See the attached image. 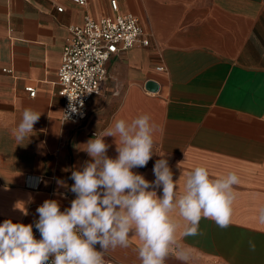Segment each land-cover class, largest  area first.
<instances>
[{
	"label": "crops",
	"instance_id": "crops-1",
	"mask_svg": "<svg viewBox=\"0 0 264 264\" xmlns=\"http://www.w3.org/2000/svg\"><path fill=\"white\" fill-rule=\"evenodd\" d=\"M111 1L0 0V223L33 224L46 199L57 200L61 211L70 207L71 173L90 160L83 145L114 117L130 122L147 114L164 131L155 134L147 166L134 172L154 181V164L165 156L180 193L198 166L214 178H240L228 228L201 219L202 234L184 236L185 222L173 213L178 248L166 264H180L178 251L191 254L190 264H264V224L257 222L264 207V0H117V12ZM117 13L138 17L150 44L114 54L86 118L64 121L58 78L71 28ZM149 81L158 89H147ZM25 108L41 115L17 145L12 130ZM105 141L115 158L114 138ZM138 246L133 237L104 258L140 264Z\"/></svg>",
	"mask_w": 264,
	"mask_h": 264
},
{
	"label": "clouds",
	"instance_id": "clouds-1",
	"mask_svg": "<svg viewBox=\"0 0 264 264\" xmlns=\"http://www.w3.org/2000/svg\"><path fill=\"white\" fill-rule=\"evenodd\" d=\"M68 97L65 120L78 112L77 97ZM79 103L82 108L83 101ZM40 115L31 108L23 110L12 130L17 145L29 139ZM163 131L147 114L130 122L114 117L82 147L90 160L71 173L74 183L70 191L75 198L70 207L61 211L55 199H46L37 207L39 218L34 227L40 239L34 236L33 224L11 219L0 223V264H105V252L128 248L133 237L139 241L136 252L140 264H166L170 250L178 248L179 225L173 213L185 222L184 236L201 235V219L228 228L236 199L234 186L240 183L235 172L214 178L206 167H195L188 172L180 193L165 156L154 164V181L133 171L147 166L154 155L155 134L162 136ZM106 137L114 138L115 158L107 154L110 145ZM157 189H162L161 195ZM16 207L22 208L20 204ZM257 222L264 224V207L258 210ZM248 247L255 252L253 240H248ZM176 259L180 264H190L192 256L178 251Z\"/></svg>",
	"mask_w": 264,
	"mask_h": 264
},
{
	"label": "built area",
	"instance_id": "built-area-1",
	"mask_svg": "<svg viewBox=\"0 0 264 264\" xmlns=\"http://www.w3.org/2000/svg\"><path fill=\"white\" fill-rule=\"evenodd\" d=\"M85 5L87 0H70ZM113 10L118 11L117 0L111 1ZM62 11L61 8H59ZM149 46L150 40L145 35L138 17L132 14H119L115 17H104L92 20L86 17L82 26L71 28V37L63 48L62 63L59 69L58 95L64 100L63 120L79 123L86 118L89 102L101 92L108 75L107 64L111 57L120 52L134 48L136 45ZM164 70V68H159ZM12 73L11 69L4 70ZM30 96H35L36 89L28 87ZM77 97L75 106L77 113H72L70 119H64V113L69 110V97ZM83 107H80V101ZM39 216L36 218L38 220ZM35 220V221H36ZM36 239L40 233L35 229ZM105 264H117L104 258Z\"/></svg>",
	"mask_w": 264,
	"mask_h": 264
},
{
	"label": "water",
	"instance_id": "water-1",
	"mask_svg": "<svg viewBox=\"0 0 264 264\" xmlns=\"http://www.w3.org/2000/svg\"><path fill=\"white\" fill-rule=\"evenodd\" d=\"M146 88L149 90H157L158 89V84L154 81H149L146 85Z\"/></svg>",
	"mask_w": 264,
	"mask_h": 264
}]
</instances>
